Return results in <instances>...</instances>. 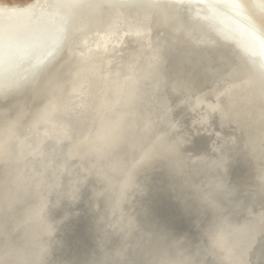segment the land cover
Masks as SVG:
<instances>
[{
    "label": "bare ground",
    "instance_id": "bare-ground-1",
    "mask_svg": "<svg viewBox=\"0 0 264 264\" xmlns=\"http://www.w3.org/2000/svg\"><path fill=\"white\" fill-rule=\"evenodd\" d=\"M222 24L242 39L229 38L221 31ZM89 50L96 56L87 59L84 53ZM182 50L189 58L195 55L218 79L201 78L198 66L188 59L186 68L192 69L189 77L194 86L189 85L190 98L182 90L173 92L160 77L169 90H164V101L183 108L194 131L203 130L204 142L218 137L220 147L230 149L234 145L230 132L219 129L224 127L225 114L217 115L220 124L216 128L207 126L208 115L220 111L219 103L227 104L250 87L256 91L250 101L255 99V109L264 110V0H33L25 5L0 0V264H226V258L217 255L206 240L190 237L188 222L195 219L198 228L206 222L204 198L187 200L188 191L176 188L182 184L179 177L168 183L176 188L171 198L178 206L182 198L183 204H195L192 214V207L181 212L171 198L161 199L168 193L165 184L158 192L162 196L146 195L143 202L140 199L142 206L134 192L96 197L94 183L90 184L91 149L73 161L66 158L76 142L75 134L82 142L98 133L102 123L108 133L102 144L96 140L93 145L94 164L110 146L113 133H118L121 152L115 150L111 160L118 164L120 174L139 161L137 147H131L138 143L135 134L145 137L161 120V133H166L172 124L159 112L141 115V121L131 126L124 109L138 91L117 89L114 73L121 69L124 74L142 64L154 66L165 51L176 59ZM97 60L100 68L90 88L74 75L80 64ZM235 62H241L243 81L222 80L231 75L228 66ZM146 96L154 105L153 94L146 90ZM50 105L55 110L51 115ZM50 116L59 117L47 120ZM47 121L53 128H42ZM63 127H69L68 131L63 132ZM52 131L60 141L51 140ZM45 143L50 144L49 150ZM22 144L36 145V150L25 153ZM76 170L83 175L77 176ZM43 179L48 183L38 184ZM120 180V175L111 172L95 188L103 192L111 181ZM15 187L21 188L20 197L1 203ZM119 202L130 203L123 211L124 219L115 211L103 226V206ZM153 235L157 238L146 244L144 238ZM163 251L164 263L159 258Z\"/></svg>",
    "mask_w": 264,
    "mask_h": 264
},
{
    "label": "water",
    "instance_id": "water-1",
    "mask_svg": "<svg viewBox=\"0 0 264 264\" xmlns=\"http://www.w3.org/2000/svg\"><path fill=\"white\" fill-rule=\"evenodd\" d=\"M180 16L183 17L181 10ZM184 16L188 17L185 13ZM198 18L201 20V17ZM202 20L205 22L208 19L202 18ZM183 25L189 26L186 22ZM223 27L221 31L229 38L235 39V36L241 37L234 31L227 30L224 25ZM202 29L206 31V28ZM245 45L247 46L246 43ZM248 47L246 49L250 50V47ZM96 50H98V47L92 49V51ZM123 50L125 51V49ZM92 51H85L84 56L87 59L96 56ZM189 56L190 54L187 51L182 50L181 54L174 59L170 52L165 51L161 57L157 56L154 66L142 64L133 66L129 72L127 71L124 74L121 69L114 73L113 80L116 82L115 85L118 84L119 86L117 89L122 91L129 90V93L132 89H137L138 91L136 97L129 101L128 104L131 103L130 106L124 103L125 106L128 105L124 110L125 115H130L129 121L131 126L132 122L136 120L138 122L141 121V115H159V112H161L160 115H166V121H169L173 125H171V129L166 130V133L165 131L161 133V129L163 128L161 120L154 123L150 129L148 128L149 130L145 132V137L135 134L134 140L137 139L138 143H134L131 147H137L136 150L139 151L138 158L140 160L131 163L126 172L124 171L123 174H120L118 164L113 163L111 160L115 150L119 153L121 152L118 145V133H113V140L110 146L107 147L97 160V165L94 164L96 157L94 155L95 146L93 145L97 141L102 144L108 133L107 129L102 127V121L99 122L101 126L98 133H93L89 137L84 138L82 142H78L79 137L75 134L73 140L75 139L76 142L71 151L66 154V158L69 162L73 161L80 152L91 149L92 155H90L88 162H91L93 166L90 184L94 183L93 192L95 196L100 197L109 194L114 197L116 194L118 195L122 192H134L135 195H138L139 206L147 197L146 195L152 198L162 196L158 192L163 191L164 188L162 189V187L164 184L165 186L167 185L166 187L169 190L173 189L174 187H171L168 183L170 181L173 182L174 179L176 180V177H179L182 184L176 188L188 191L190 196H185L187 200L197 202V199L204 198L201 201L205 206L204 217L202 218L206 219V222L200 228L194 226L196 224L195 219H192L191 223L188 222L187 227L191 229L190 237L193 240L197 238V241L199 239H202L200 241L206 240L208 245H212L217 255L226 258V264H264V110H256L255 99L251 101L249 99L256 92L254 88L250 87L248 90L245 89V91L239 92V95L229 100L227 104L224 102L219 103L221 106L220 111L213 113L214 115H208L207 125L210 128H216L220 124L219 116L221 117L222 113H224L226 121L223 124L224 127H219V129H223L225 134L230 132L234 145L230 149L228 146L222 148L220 147L221 140L218 137L212 138V141L204 142L206 136L202 132L203 130L194 131L188 123V116L182 113L183 108L173 105L169 106L167 100L164 101V90L166 92L169 90L159 80L160 77L165 79L173 92L182 90L185 96H191L189 85H193L191 84L189 75H191L192 69L189 71L186 68V60L188 61V59L198 66V76L204 79H210L211 77H214L215 80L218 79V77L213 76L212 70L203 65L195 55L193 58H189ZM154 60L152 64H154ZM239 63L241 62L229 63L231 67L228 66V68L231 75L222 80L236 82L239 79L240 82L243 81V76L239 75L243 67H240ZM99 68L100 63L98 60L97 62L87 61L79 65L74 77L76 76L80 82H83L87 86L90 85L91 88L94 78L98 76L97 71H99ZM135 68L138 69L136 70ZM218 71L222 73L221 70H217V74H219ZM73 81L75 82L74 78ZM67 86L72 88L71 83H68ZM146 90L153 94L155 100L151 99L154 101V105L149 103ZM210 97L212 101H216L215 96L210 95ZM158 98H160V102L156 100ZM169 103L171 104V102ZM47 108L48 113L55 111L51 105ZM21 111L27 113L29 110L22 108ZM239 113L241 115H238ZM256 113H260V115H256ZM73 114L74 112H68V115ZM224 116L222 115V117ZM58 117L50 116L47 120L56 121ZM231 120L233 124H231ZM120 121V123L123 122L121 119ZM41 125L44 129L53 128V124L49 123V121L45 123V126ZM231 125L234 126L236 131ZM68 129L69 127H63V132H67ZM197 130H200V128L197 127ZM125 137H128V134ZM147 137L151 143L146 142ZM58 139L59 141L61 140L59 135L52 131L51 140L57 141ZM45 144L46 149L49 150L50 144ZM22 146L25 147H23L25 153L36 150V145L32 147L30 144L26 146L22 144ZM124 157L125 155L123 154ZM111 172L120 175L121 180L119 182L111 181L110 186L103 192L99 191L98 188L96 189V182ZM80 173L82 171H75L77 176L83 175ZM168 189L166 190L168 193L162 196L163 198L161 199L172 197L171 195L174 194L175 189L172 191ZM74 191L76 192L77 188ZM140 199H142V202ZM183 199L180 201L179 206L174 197L170 201L181 212H184V209L189 210L195 206V204L192 205L186 201L183 204ZM128 206L130 207V203L105 204L103 206L104 218L102 219L104 221L101 224L103 226L107 225L106 219L109 215L115 213V211L117 213L120 211L119 217H121V220L124 219L123 211ZM194 212L193 208L190 213ZM234 219L236 222L233 221ZM204 226L205 229H202ZM156 238L157 235H153L145 237L144 240L147 244ZM245 242L248 243L247 246ZM242 247H246V249ZM158 250L161 251V248ZM142 254L145 256L144 253ZM165 255V252L163 255L161 253L159 258L162 259ZM161 262L164 263V260L162 259Z\"/></svg>",
    "mask_w": 264,
    "mask_h": 264
},
{
    "label": "rangeland",
    "instance_id": "rangeland-1",
    "mask_svg": "<svg viewBox=\"0 0 264 264\" xmlns=\"http://www.w3.org/2000/svg\"><path fill=\"white\" fill-rule=\"evenodd\" d=\"M1 1H4V2H8V3H15V4H17V5H25V4H27V3H30V2H33V0H1ZM56 141V140H55ZM56 142H58V140L56 141ZM18 167H21V166H19L18 165ZM53 176V174H51V177ZM37 181H39V180H37ZM47 181V183H48V179H43V181L42 182H39L38 184H40V183H44V182H46ZM46 183V184H47ZM31 184V183H30ZM29 185V184H28ZM40 186V185H39ZM21 188H18V187H15V188H13V190L11 191V190H9V193L5 196V201H1V203L2 202H5V203H9L10 201H14V200H16L17 198H19L20 197V195L22 194L21 193V191L22 190H20ZM32 189V188H31ZM30 189V190H31ZM32 190H34V189H32ZM39 193H41L42 191L40 190V187H39ZM16 204V202H14V205ZM35 215L37 216L38 214H39V212H40V210H39V207H37L36 209H35ZM10 227H13V226H10ZM38 227V224H37V226H36V228ZM8 228V227H7ZM14 228H15V226H14ZM19 229H20V227H19ZM9 230V229H8ZM4 231H6V229H4ZM6 234H8V236H6L7 237V240H9L10 239V235H9V233H6Z\"/></svg>",
    "mask_w": 264,
    "mask_h": 264
}]
</instances>
